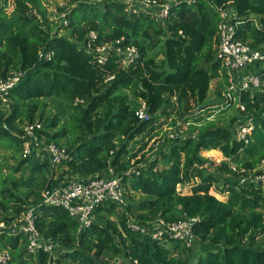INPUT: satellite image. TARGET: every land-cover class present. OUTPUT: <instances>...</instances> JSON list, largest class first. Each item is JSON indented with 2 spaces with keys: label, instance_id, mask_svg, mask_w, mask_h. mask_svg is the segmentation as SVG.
<instances>
[{
  "label": "trees",
  "instance_id": "1",
  "mask_svg": "<svg viewBox=\"0 0 264 264\" xmlns=\"http://www.w3.org/2000/svg\"><path fill=\"white\" fill-rule=\"evenodd\" d=\"M71 1L77 3L67 16L65 36L50 35L49 27L27 13L26 4L38 7L39 0H0V75L9 70L25 72L0 110V148L19 158L15 172L21 168L22 173L28 172L11 179L8 187L7 180L2 181L0 212L10 213L0 214L1 221L39 205L41 191L57 185L65 175L94 178L108 165L126 170L142 164L139 175H132L128 183L131 193L141 197L137 201L132 197L120 215L115 214L116 204L99 206L88 228L79 229L60 207L37 206L36 228L61 246L57 264H113L115 258L122 264H264V249L254 247L264 235V191L250 179L259 174L256 169L264 161V90L241 95L244 111L237 109L240 116L232 118L230 126L206 128L194 138L173 140L160 155L164 164L159 165L157 158L146 162L144 156L130 163L137 156L131 144L134 147L142 138L145 146L144 140L153 139L161 129L160 119L195 115L212 80L222 79L226 85L216 58L221 9L234 8L237 38L264 50V0H193L192 5L175 0L162 20L138 8L126 12L125 4L115 0ZM10 2L13 8L8 12ZM88 30L97 32L101 43L123 38V45L138 50V59L126 68L117 56L98 65L83 46ZM41 50L53 53L50 61H38ZM219 86L223 89V84ZM129 89L134 100L145 102L148 119L135 116ZM44 99L58 102L56 113L46 115ZM75 100L82 102L73 105ZM35 120L42 124L39 136L46 143L63 146L71 157L59 165L64 170L58 175L47 162L21 157V125ZM171 121L173 126L176 121ZM236 122L252 124L248 143L233 138ZM61 123L62 128L54 131ZM213 150L227 161L214 165L200 155ZM219 173L232 177L224 179L222 188ZM178 185H190V194L179 193ZM213 187L217 194L227 193V200L211 195ZM113 214L118 224L108 219ZM128 216L141 226L156 220L164 224L189 220L194 240L206 245L205 253L191 261L183 256L191 247L131 231ZM0 248L9 249L8 264H29L18 238L0 234ZM105 253L111 261L104 259ZM46 260L41 254L36 264H47Z\"/></svg>",
  "mask_w": 264,
  "mask_h": 264
},
{
  "label": "built area",
  "instance_id": "2",
  "mask_svg": "<svg viewBox=\"0 0 264 264\" xmlns=\"http://www.w3.org/2000/svg\"><path fill=\"white\" fill-rule=\"evenodd\" d=\"M47 1L55 6L50 7L48 12L57 19V23L65 29L68 25L67 16L77 2L71 0H39ZM103 0H89V2H101ZM125 4L127 10V0H115ZM147 5L158 7L157 16L165 19L168 16L169 7L175 0H162L161 4L156 1H143ZM188 5H192L193 0H186ZM42 4V3H41ZM28 14L35 17L38 22L45 26L43 14L37 7L28 2ZM43 6V5H42ZM41 7V5H40ZM47 12L46 5L43 6ZM52 8L55 10L52 12ZM235 17L234 8L229 6L219 11L217 22V31L219 36L216 58L220 61L221 67L226 77V85L220 92L221 100L216 102L215 107L219 109L231 108L233 105L240 112L244 111V106L240 102L242 94L247 92H256L264 90V50L253 49L242 42L235 34V25L232 20ZM56 33V32H54ZM123 38L114 40L110 43L99 42L97 32L88 30L85 35L83 46L87 53L91 54L98 65H104L109 58L117 56L120 59L121 66L126 68L133 64L139 57V52L134 46H125L122 44ZM53 53L51 51L41 50L38 53V61L48 62L51 60ZM25 77L22 70H9L4 75H0V110L8 104V96L15 86H17ZM113 77L105 79V83ZM82 101L75 100L73 105ZM135 116L139 120L148 119L145 102L140 101L139 107L134 110ZM252 124H243L236 122L232 128L233 138L237 141L248 143V136L252 130ZM22 133V156L23 158H33L36 161L47 162L50 167L56 168L62 162L71 161L70 155L62 147L49 142L46 143L43 137L39 136L42 130L40 121L24 122L21 125ZM194 135H191L194 138ZM142 164L136 167H129L126 170H117L115 167L108 165L107 169L94 178L77 179L71 176H64V179L57 185L44 189L40 193L39 205L29 206L13 216L8 222L0 219V234L18 238L19 242L24 245V253L28 260L36 263L38 256L45 254L47 264H57L56 259L57 243L43 237L35 225L36 208L40 205L55 206L64 209L69 218L75 221L79 229L88 228L93 222V212L99 206L106 203L116 204L119 208H124L127 204L126 194L128 183L132 175H139V169ZM234 166V165H233ZM233 171L235 167L230 165ZM259 174L250 177L253 182L258 184L264 191V161H262L256 171ZM244 172V170H240ZM10 217V216H9ZM156 228L150 226H141L133 217L128 216L127 227L131 231L140 232L150 235L153 240L169 241L175 240L186 247H192L194 243V234L192 223L189 220H178L164 224L161 220H156ZM11 255L8 248H0V264H8ZM120 258H115L113 264H122ZM136 264V262H134Z\"/></svg>",
  "mask_w": 264,
  "mask_h": 264
},
{
  "label": "rangeland",
  "instance_id": "3",
  "mask_svg": "<svg viewBox=\"0 0 264 264\" xmlns=\"http://www.w3.org/2000/svg\"><path fill=\"white\" fill-rule=\"evenodd\" d=\"M42 3V4H41ZM40 6H36L39 11L41 12V14H43L44 16V20H45V26L49 27L50 29V35H54V32H56L58 35H68V32L61 28L62 26L60 25V23H57V19H51L53 16L50 15L48 12L50 11V7L51 6H55L54 3L50 4L47 1H42L40 2ZM46 5L47 6V12L45 11L43 6ZM127 10H133V9H142L145 11H150L152 14H154L157 18V11H158V7L154 6V5H147L146 3L139 1V0H127ZM137 6V7H135ZM8 12H10V10L13 8V4L12 2L9 3L8 6ZM55 10V8H52V12ZM159 20H162L160 18H158ZM219 84H223V89L225 87V83L222 79H214L210 82L209 85V91L207 94V98L205 99L203 105L197 107L198 112L195 115H189V116H184V117H177L172 115V117L165 119L167 117H163L162 119H160V122L162 123V127L161 129L158 131V133H156V135L153 137V139H145L144 143L146 144L145 146L142 144V142L140 143V141L142 140V138H139L137 140V144H134L135 146L133 147L131 144L130 149L132 150L131 152H137V156L133 159H131L130 163L133 164L136 160L142 159V156H144L143 159L146 160V162L157 158L159 161V165L164 164L161 160H160V155L163 154V152H165V150L168 148V146L171 144V142L173 140H185L186 138L190 137L191 135H194L196 133H198V131H202L206 128H211V127H217V126H230V122L231 119L234 118L235 116H240V112L236 109V107L233 105L231 108H227V109H219L217 107H215L216 102H219L221 100L219 93L223 90L221 89L219 86ZM127 94L129 95L130 98V107L132 110H135L139 107V103L140 101L138 100H134L132 98V91L131 89H129L128 91H126ZM43 102L46 103V115H50V114H54L57 112V106H58V102H56L55 100H51V99H44ZM172 108H169L170 112H172L171 110ZM175 119L176 123L172 126L171 125V120ZM159 123V122H158ZM160 124V123H159ZM232 125V124H231ZM63 126V124L61 123L59 125V127H57L54 131L61 129ZM234 125H232L233 128ZM62 146V145H61ZM144 146V147H143ZM143 147V148H142ZM62 148H64L62 146ZM140 148H142L143 150L141 151H137ZM200 155L204 158H207L209 160L212 161V163L214 165H217L219 162L226 160L224 159V157L222 156L221 152L218 150H215V152H205V151H201ZM23 157V156H21ZM150 159V160H149ZM227 161V160H226ZM18 162H19V158H13L10 152H7L5 150H2L0 148V187L3 186L2 181L7 180V183H5V187L10 186V180L11 179H17L20 176H27L28 172L25 171L23 172V168H21L20 170H17L16 172L14 171V169L18 166ZM232 165V164H231ZM232 167H235L232 165ZM64 168L63 167H56L55 169V173L58 175L61 172H63ZM213 170V169H211ZM232 170V169H231ZM233 171V170H232ZM219 188H222V185L224 183V179L225 178H232L230 176V174H220L219 173ZM190 186V185H189ZM189 186H181L178 185L177 186V191L179 193H181L182 195H188L190 194V188ZM129 187V185H128ZM20 193L22 195L26 194V191L21 189ZM209 193L211 195H214L218 200L221 201H226L227 200V193L225 194H217L216 193V188L213 187L210 189ZM134 197V200H138L141 196L138 194H132L130 189L127 190V194H126V200L127 203H130V199L132 200ZM127 205V204H126ZM123 212H125V207L124 208H119L117 206L116 210H115V214L116 215H120ZM10 213V211H5V212H0V214L6 215L8 216ZM264 213V211H263ZM116 215H112L111 217H108V219L112 222H114L115 224H118V220ZM150 227H152L153 229L156 228L157 224L155 223V221L153 222H149ZM166 244V243H165ZM168 245V244H167ZM170 246V244H169ZM205 244L201 243L200 241H198L197 239L194 240L193 246L190 248L189 252H185V257L189 258L191 261H194L198 258L199 255H202L205 253ZM254 247L260 250L264 249V235L258 237L255 240V244ZM57 253L61 252V246L57 243ZM181 251H183L184 248H181ZM22 250H24V245L22 244ZM104 259H107L109 261H111L112 257L110 254L105 253L103 255ZM24 258L29 261V264H36L35 262L28 260L27 257L25 256L24 253ZM114 259H112L113 261Z\"/></svg>",
  "mask_w": 264,
  "mask_h": 264
},
{
  "label": "crops",
  "instance_id": "4",
  "mask_svg": "<svg viewBox=\"0 0 264 264\" xmlns=\"http://www.w3.org/2000/svg\"><path fill=\"white\" fill-rule=\"evenodd\" d=\"M213 151H215V150H213ZM208 152H211V151H208Z\"/></svg>",
  "mask_w": 264,
  "mask_h": 264
}]
</instances>
